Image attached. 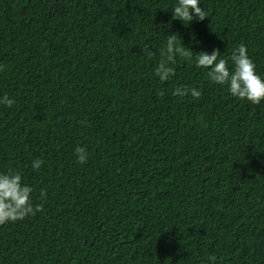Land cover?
Segmentation results:
<instances>
[{
    "label": "trees",
    "instance_id": "16d2710c",
    "mask_svg": "<svg viewBox=\"0 0 264 264\" xmlns=\"http://www.w3.org/2000/svg\"><path fill=\"white\" fill-rule=\"evenodd\" d=\"M172 3L0 0V171L41 205L0 224V264H264V100L179 57L153 74L177 33L225 59L244 44L264 76V0H201L187 26Z\"/></svg>",
    "mask_w": 264,
    "mask_h": 264
},
{
    "label": "clouds",
    "instance_id": "9594fccd",
    "mask_svg": "<svg viewBox=\"0 0 264 264\" xmlns=\"http://www.w3.org/2000/svg\"><path fill=\"white\" fill-rule=\"evenodd\" d=\"M201 0H173L171 9L172 19H179L185 26L194 19L203 20L207 15L202 7ZM187 21V23H185ZM190 41L199 43L196 34L190 35ZM144 53L151 57L154 55L149 46H145ZM195 53V54H194ZM161 59L156 63L153 74L163 82L173 74V65L177 57L182 58L196 68L206 70L207 79L221 86H226L227 91L234 97L247 99L253 104L264 100V76L256 70L254 61L248 54L247 46L239 44L232 49L231 54L225 59L218 49L211 51L195 50L183 42V37L177 33H169L160 49ZM190 94L193 98H199L201 91L196 87L178 86L172 90V95L181 97ZM14 103L7 93L0 95V105L7 107ZM73 152L76 162H87L88 152L85 146L77 145ZM43 161L34 159L33 170L41 167ZM33 187L22 180V174L18 171H0V224L8 221H17L26 216L35 215L41 205L32 203ZM40 195L44 196L43 189Z\"/></svg>",
    "mask_w": 264,
    "mask_h": 264
}]
</instances>
